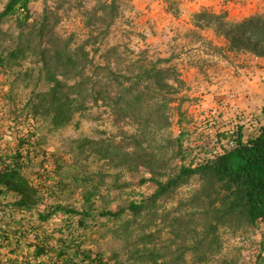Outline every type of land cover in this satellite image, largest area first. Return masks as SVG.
<instances>
[{"label":"rangeland","instance_id":"1","mask_svg":"<svg viewBox=\"0 0 264 264\" xmlns=\"http://www.w3.org/2000/svg\"><path fill=\"white\" fill-rule=\"evenodd\" d=\"M112 1L32 0L28 25L19 26L15 18H8L3 23L0 55L4 49H13L18 43L26 45L29 39L35 44L39 39L38 30L48 16L47 35L60 44L70 42L73 47L88 43L86 49L91 52L90 57L95 64L111 62L109 65L115 71L132 77L140 72V68L154 65L157 68H175L185 86L179 92L167 94L173 98L166 112L169 126L159 125L152 141L144 142V145L152 142L162 150L168 146L169 139H175L182 132L184 153L176 155L177 148H172L176 146L174 144L167 157L174 170L181 164H197L213 157L223 145H229L230 139L219 136L221 132L243 126L247 137L259 133L264 125L262 65L253 57L240 58L239 53L243 51L230 50L229 41L216 23L206 24L202 20L198 25L196 18L207 12L223 15L229 22L241 21L263 13L264 0H116L117 14L105 35L104 26L95 27L88 22L97 4ZM6 2L0 0V10ZM22 31L25 36L21 38ZM92 35L99 39L92 40ZM199 40L203 41L198 43ZM110 48L112 53L108 52ZM158 59L170 61L157 62ZM41 66L31 50L12 68L0 65V159H8L20 151L22 173L40 190L41 196L44 194L46 197L33 209L16 213L13 221L22 222L26 233L6 241L7 249L0 252V264H64V259L58 255L63 243L71 244L67 254L76 264L89 262L82 253L76 255L78 250L88 253L93 259L104 253V259L110 264H128L125 239L115 232L119 225L115 220L97 216L87 227L81 228L75 217L59 213L48 221H41L38 213L45 211L46 205L57 202L49 194L50 177L56 171L55 155H63L65 160L73 162L72 142L83 137L128 143L132 149L134 145L129 135L137 133L138 122L134 118L117 117L108 106L100 105L101 102L99 105L90 103L86 114H77L72 123L58 130H50L41 121L29 118L25 110L27 100L34 91L47 88ZM245 68L255 78H242L245 76L242 69ZM223 76L225 80L222 82ZM115 82L111 88L113 93L116 92ZM145 84V81L140 83L142 89ZM23 137H28L32 143H21ZM90 171L97 174L98 179L102 174L105 180L103 196H98L97 201L101 208L108 206L117 210L132 200L147 197L155 188L152 182L142 183V178L150 176L144 168L117 169L94 161ZM199 186L198 177H193L159 200L152 230L159 231L156 239L161 247L166 248L173 238L168 225L172 217L187 216L188 201ZM82 198L79 191L70 197L63 194L59 199L80 208ZM1 200L15 206L17 195L0 193ZM0 205L3 204L0 202ZM202 222L199 219L197 226L200 227ZM43 245L47 248L53 245V249L35 257L36 247ZM201 259L190 251L182 264H264V222L238 229L220 227L218 243L210 252L207 251L203 261Z\"/></svg>","mask_w":264,"mask_h":264},{"label":"trees","instance_id":"2","mask_svg":"<svg viewBox=\"0 0 264 264\" xmlns=\"http://www.w3.org/2000/svg\"><path fill=\"white\" fill-rule=\"evenodd\" d=\"M31 2L7 0L0 10V30L8 18H15L21 27L28 25ZM117 9L116 0L97 4L88 25L104 26L106 35ZM47 17L38 30L39 39L35 44L29 39L31 43H18L13 49H4L0 55V65L12 68L31 50L42 64L41 72L47 88L31 94L25 104L26 115L41 121L50 130H58L72 123L77 114H86L90 103L99 105L101 102L100 105L108 106L117 117L134 118L138 122V131L129 135L134 145L132 149L128 143L83 137L72 142L73 162L65 160L63 155H55L56 171L50 177L49 194L57 202L46 205L45 211L38 213L41 221H48L59 213L77 218L81 228L87 227L97 216L115 220L119 224L115 232L125 239L128 264H182L190 251L203 259L207 251L210 252L218 243L220 227L238 229L264 222V125L258 134L248 137L243 126L221 132L219 136L230 139L229 145H223L213 157L197 164H181L174 170L167 157L174 144L176 146L172 148H177L176 155L184 153L182 132L175 139H169L168 146L162 150L152 142L148 145L144 142L152 139L159 125L169 126L166 112L173 98L167 94L179 92L185 86L176 69L154 65L140 68V72L132 77L115 71L109 65L111 62L95 64L90 57L91 52L86 49L88 43L73 47L70 42L60 44L52 40L45 32L49 25ZM202 20L206 24H217L229 41L230 50L250 52L264 58V12L237 22H229L220 14L203 12L196 18L197 24L200 25ZM24 36L22 31L21 38ZM91 39L97 41L99 38L92 35ZM113 50L117 48L113 47ZM108 52L112 53V49ZM169 61L158 59L157 62ZM126 81L130 83L126 84ZM142 81L146 82L144 89L140 86ZM114 82L117 84L115 93L111 89ZM21 143L29 144L32 140L23 137ZM21 154L17 150L10 159L1 157L0 193H15L17 200L14 204L23 211L38 206L46 197L44 194L41 196L40 190L22 173ZM94 161L117 169L144 168L150 176L142 178V183L152 182L155 188L147 197L132 200L117 210L108 206L101 208L97 201L98 196H103L105 180L102 174L98 179L97 174L91 173L90 166ZM193 177H198L200 186L188 201L187 216L172 217L168 225L173 238L166 248L161 247L156 239L159 231L152 230L159 200ZM79 191L83 197L80 208L59 199L63 194L70 197ZM199 219L203 220L200 227L197 226ZM63 244L58 255L64 259V264H76L67 254L71 244ZM52 249L53 245L48 248L38 246L34 255L40 257ZM81 253L88 264H110L104 259V253L94 259L82 250H78L76 255ZM114 256L118 258L117 254Z\"/></svg>","mask_w":264,"mask_h":264},{"label":"clouds","instance_id":"3","mask_svg":"<svg viewBox=\"0 0 264 264\" xmlns=\"http://www.w3.org/2000/svg\"><path fill=\"white\" fill-rule=\"evenodd\" d=\"M3 205H0V210L8 211L6 216L0 217V252L7 249L6 241L13 238L16 239V236L22 237L26 231L22 225V222L13 221L14 216L16 215L20 208L16 205H10L7 201H0ZM14 204V203H13ZM17 209V210H15Z\"/></svg>","mask_w":264,"mask_h":264},{"label":"crops","instance_id":"4","mask_svg":"<svg viewBox=\"0 0 264 264\" xmlns=\"http://www.w3.org/2000/svg\"><path fill=\"white\" fill-rule=\"evenodd\" d=\"M191 26H192V25H191ZM192 27H193V26H192ZM201 34H202L203 36L205 35V33H203L202 31H201ZM211 38H212V37H211ZM201 41H203V40H199L198 43H200ZM216 42H217V41H216ZM239 55H240V58H242L243 60H244L245 58H251V57L254 58V57H255V55H254L253 53H250V52H241V53H239ZM258 62H259L260 65L264 66V58L259 59ZM258 62H257V63H258ZM262 66H261V68H260V69H261V70H260L261 73H262V71H264V67L262 68ZM239 67H240V66H239ZM242 70H243L242 72H243L244 75H245V76H242V78L246 77V78L248 79L249 76H250L249 78H255V77L252 75V73H251L250 71H247L246 68H245V69H242ZM224 72H226V71H224ZM224 72H223V73H224ZM246 72L249 73V75H248ZM255 73L258 74V72H256V71H255ZM247 75H248V76H247ZM224 80H225V78H224V76H223V77L221 78V81L223 82ZM251 107H252V106H251Z\"/></svg>","mask_w":264,"mask_h":264},{"label":"built area","instance_id":"5","mask_svg":"<svg viewBox=\"0 0 264 264\" xmlns=\"http://www.w3.org/2000/svg\"><path fill=\"white\" fill-rule=\"evenodd\" d=\"M256 60L261 59V57L255 56L254 57ZM8 214V211L5 210H0V217L6 216Z\"/></svg>","mask_w":264,"mask_h":264}]
</instances>
